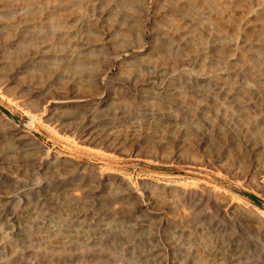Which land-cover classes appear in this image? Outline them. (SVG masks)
I'll return each instance as SVG.
<instances>
[{
	"label": "bare ground",
	"instance_id": "1",
	"mask_svg": "<svg viewBox=\"0 0 264 264\" xmlns=\"http://www.w3.org/2000/svg\"><path fill=\"white\" fill-rule=\"evenodd\" d=\"M51 1L56 3L55 12L42 17L40 11ZM90 1V12L79 24H72L70 36L49 31L38 38L63 46L61 41L69 37L62 59L77 62L72 68L89 61L94 46L98 47L96 57L104 59L102 64L108 66L106 61L126 51L130 41H141L152 1L154 9L162 6L158 14L160 27L151 33L153 46L142 56H135L140 62L120 67L121 73L140 74L137 79L125 81L129 85L126 91L140 93L155 85L174 86L189 91L193 88L194 96L188 97L185 92L182 100L190 104L184 114L173 105L167 109L138 107L123 112L134 127L97 130L88 122L77 125L72 121L65 126L66 131L87 147L108 154L203 166L264 193L257 178L261 174L264 179V0H103V8L101 0ZM71 5V0H0V6L13 10L16 7L33 24L44 19L56 27L68 24L62 11ZM256 6H260L261 11L257 12L262 19L251 25L249 13ZM73 33L75 39L71 37ZM117 33L122 34L121 40ZM108 41L115 44L113 49L107 46ZM5 49L0 46V51ZM22 55L16 53L15 62ZM41 58L34 55L27 62L19 61L18 66L8 68L5 76L0 74V82L4 77L7 83L16 81L20 71L28 66L37 68ZM143 74L156 78L142 79ZM36 83L15 87V93L23 97L20 102L32 107V118L35 109L44 103L46 120L61 126L65 118L57 114L59 108L72 105L73 117L92 120L117 98L94 92L98 97L95 100L54 91L39 100L42 90L35 93ZM196 91L204 99L191 111ZM5 121L0 116L1 128L13 127ZM182 123H192L194 128L185 133L190 141L180 147L182 143L165 137V131ZM65 127L63 133H67ZM16 132L10 131L12 136ZM1 134L5 135L3 131ZM214 139L218 142L212 147ZM8 142L0 138V234L16 241L9 247L14 253L11 264H116L118 255L126 249L124 241H99L87 235V230L103 231L109 223L118 227L133 222L135 231L130 234L141 233L147 229H141L140 218L134 217L136 209L147 221L156 218V229L147 230L150 235L141 249L133 247L127 254L132 259L128 264H264V213L245 202H233L226 191L206 184L178 186L172 188L174 198L169 200L163 193L171 188L169 184L153 183L151 190L159 191L158 200L157 195L136 192L122 175H110L88 164L69 169L67 159L61 158L60 164L59 157L42 147L36 156H28ZM58 166L62 170H56ZM112 182L122 191L115 188L109 192ZM103 191L110 197L97 198ZM134 201L137 205L132 206ZM59 212L69 213L70 223L76 225L71 228L73 232L57 229L49 233L50 215ZM43 229L48 232H40ZM65 236L66 245L58 240ZM38 238L46 239L40 246L43 253L49 254L46 261L37 260L35 250L16 248L18 243L27 244Z\"/></svg>",
	"mask_w": 264,
	"mask_h": 264
},
{
	"label": "rangeland",
	"instance_id": "2",
	"mask_svg": "<svg viewBox=\"0 0 264 264\" xmlns=\"http://www.w3.org/2000/svg\"><path fill=\"white\" fill-rule=\"evenodd\" d=\"M101 1L103 4L100 7L103 8L105 7V2L103 0ZM71 2L72 5L62 11L63 17L67 22L69 21L64 27L52 26L48 22H45L44 19H38V23L33 24L29 22V20H25L24 15L26 13L19 12L20 10L16 9V7L13 6V10L10 6H0V46H5L6 48L0 51V74H4L5 76L8 68H14L16 65L18 66L19 61L27 62L28 59L34 55L43 57L40 59L41 64L37 65V68H32V66L26 67L23 72L20 71L18 79L12 83H7L8 80L3 76L4 80L0 82V116L6 120L5 122L13 125V127L9 126V128L5 129L0 127V138L7 139L9 141L8 143L20 148V153L28 156H36L39 153L38 148L42 147L45 152L48 151L52 153V155L55 154L59 157V161H56L60 164H63L61 163V161H63L61 158L67 159L65 162H67V167L69 169L73 168L76 164H88L97 169L102 168L105 173H109L110 175H122L126 177L124 178L126 179V183L128 182L136 192H142L144 195L151 193L152 197L157 195L158 200H161L158 197L160 193L159 191L154 192L151 190V188L154 187L153 183H160L161 185L169 184L168 187L171 188L168 190L165 189L163 192L164 196L169 200H173L174 198L172 188L178 186L195 187V185L199 186L200 184H206L210 187L214 186L216 189L226 191L228 197L232 199L233 202H245L264 213V193L247 188L241 182L226 176L222 172L192 164L161 163L150 157L108 154L103 150L87 147L85 144L81 143L80 139L73 137L69 134V131H66L65 126L72 121H74L73 124L76 123L77 125L88 122L97 130L117 131V128L124 129L127 127H134L136 125L126 119L123 112H129L138 107H152L154 109L166 107L167 109L169 106L173 105L176 108H181V112L184 114L186 111L185 107L190 104V101L182 100L185 92L188 97L194 96V93L191 92L194 90L193 88L189 91L190 89L174 88V86L162 87L160 85H155L154 88L145 89V91H141L140 93L131 90L128 94V91H126L129 89V85L126 84L125 81L128 79H137L140 77V74L138 72H133L131 74L121 73L120 67L125 63L138 64L140 60L138 61L135 56H142L143 53H145L143 51L153 46L151 33H156L160 27L158 25L160 22L158 14L162 10L160 4L154 9L155 7H153L152 1H150V13L146 18V26L141 41H130L129 44H131V46L128 47L126 51L119 52L115 58L106 61L108 66L102 64L105 61L104 59L96 57L95 54L97 53L98 47L94 46L95 48L90 52V54H93V57L84 64H81L80 67L72 68L71 66L77 64V62L70 61L68 63L65 58L62 59V54L64 53L62 50L67 49L65 43L69 42V37L61 41L63 42V46L55 41L52 42L45 38H38V36L49 31L55 33L63 32L64 36L71 35L70 32L74 30L72 24H79L82 18L90 12L92 1L71 0ZM44 7L45 9L40 11L42 17L47 16L49 12H55L57 6L54 1H51L48 6L44 5ZM63 7H65V5H63ZM257 11H261L260 6L254 7L249 13L251 25L257 24L262 19V15ZM40 21L44 22V24L41 25ZM134 28L135 27L132 26L133 31L135 30ZM6 33L9 34L5 35ZM71 37L75 39V34L73 33ZM118 37V39L121 40L122 34H118ZM28 38H32V40ZM131 38H134V35H132ZM107 44V46H110V49L115 47V44L111 43V41H108ZM18 52L23 53V55L15 62L17 59L15 55ZM9 63L10 66L7 65ZM32 65H34V63ZM142 77V79L156 78L151 76V74H143ZM159 78L165 80L163 77ZM182 78H185V76ZM31 81L37 82L35 84L38 87L35 88L36 94L42 90L40 93L41 96L38 98L39 100H44V95L46 93L54 91L78 94L80 96H91L95 100H97L98 97L94 92H99V94L103 96H116L117 98L113 103H107L103 108L104 110L94 119L86 121H83V117L79 119L73 117L75 116L72 114L75 108L74 106H63L59 108V112H57L58 115L65 118L64 125L61 126V124L57 122L46 120V113L42 110V106L45 105L44 103H42V106L35 109L33 118L30 116L32 107L22 105L20 100L23 97L19 96V93H15V87H22ZM45 84H49V86L44 89L42 85ZM201 89L203 92L209 91V88ZM24 91L27 92L30 90ZM203 99L204 96L199 95L196 91L189 109L192 111V108L195 107V105H200V101ZM128 100L131 101L128 102ZM178 123L181 122L179 121ZM62 127H65L64 130L67 133H63ZM193 128L194 125L192 123H182L177 126H172L168 129L167 133L165 131V137L168 139H175L177 143H182L179 145L181 147L190 141L185 133ZM8 130H16V135H13V137L11 135L12 133ZM2 131L5 135L1 134ZM25 135H27V138H32L33 141H30V138H24L23 136ZM217 142L218 140L214 139L211 143L212 147ZM49 161L55 162L53 158H50ZM60 167L62 166H58L56 170H62ZM257 178L260 184L264 186L263 176L259 174ZM143 180L145 181L143 182ZM117 187L118 186L112 182L109 192ZM26 190L27 188L23 189V192ZM117 190L122 191L121 188H117ZM30 196L34 197V194H30ZM106 196V191H103L97 195V198H104ZM252 197H255V200H253ZM229 198L228 200H230ZM133 203L132 206L137 205L135 204L136 201ZM79 209H84V207H80ZM136 210L133 212V215L134 217L140 218V224L142 223L143 225L141 229L154 232L156 229L154 225V223H156V218L147 221V219H144V216ZM75 211H77V208H75ZM50 219V221L47 220L50 222L48 224L49 233H55L57 229H66L71 233L73 232L71 228L76 226L70 223L72 218H70L68 212L54 213L50 215ZM130 224V226L122 224L118 227H112V223H109L106 230L95 231L89 229L87 230V235L96 237L99 241H124L126 249L123 250V255H118L116 264H128L132 259L128 258L127 254L131 252L133 247H136L135 249H141L140 246L145 243L144 239L150 235V232L147 230L141 233L132 232V234H130L131 230L135 231L134 223L132 222ZM146 226H150V228H144ZM110 228H112L111 231H108ZM34 231L36 230L33 229L32 232ZM25 232H27V230ZM40 232L46 233L48 231L47 229H43ZM58 240L64 242V245L68 244L66 236ZM45 241L46 239L38 238L27 244L18 243V247L16 248L22 250H35L37 260L46 261L49 254L47 252L43 253L40 248ZM15 242L16 241L11 240L10 235L0 234V264L12 263L14 253L9 247L10 245H14ZM66 250L63 252H66Z\"/></svg>",
	"mask_w": 264,
	"mask_h": 264
},
{
	"label": "trees",
	"instance_id": "3",
	"mask_svg": "<svg viewBox=\"0 0 264 264\" xmlns=\"http://www.w3.org/2000/svg\"><path fill=\"white\" fill-rule=\"evenodd\" d=\"M253 200H255V197H252Z\"/></svg>",
	"mask_w": 264,
	"mask_h": 264
}]
</instances>
